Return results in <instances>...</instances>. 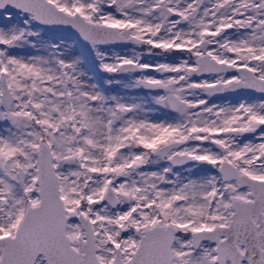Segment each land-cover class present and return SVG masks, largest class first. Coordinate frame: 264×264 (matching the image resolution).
<instances>
[{"label": "snow or ice", "instance_id": "1", "mask_svg": "<svg viewBox=\"0 0 264 264\" xmlns=\"http://www.w3.org/2000/svg\"><path fill=\"white\" fill-rule=\"evenodd\" d=\"M0 264H264V0H0Z\"/></svg>", "mask_w": 264, "mask_h": 264}]
</instances>
